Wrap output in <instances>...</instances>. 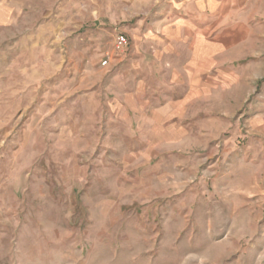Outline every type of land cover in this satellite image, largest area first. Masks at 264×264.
Segmentation results:
<instances>
[{
  "label": "rangeland",
  "instance_id": "rangeland-1",
  "mask_svg": "<svg viewBox=\"0 0 264 264\" xmlns=\"http://www.w3.org/2000/svg\"><path fill=\"white\" fill-rule=\"evenodd\" d=\"M173 2L0 0V264H264V0Z\"/></svg>",
  "mask_w": 264,
  "mask_h": 264
},
{
  "label": "crops",
  "instance_id": "crops-1",
  "mask_svg": "<svg viewBox=\"0 0 264 264\" xmlns=\"http://www.w3.org/2000/svg\"><path fill=\"white\" fill-rule=\"evenodd\" d=\"M218 1L219 0H174V2L169 5L170 8L168 12H173L175 14V20L172 26L176 29L178 35H183H179L176 39L180 47L178 49H181L182 52H186V54H191V56L186 59L192 61L188 64V67L193 68V72L188 70V74L190 75H200V68L195 65V62L200 61L202 34L209 31L211 34L217 27L216 7ZM214 41L213 43H209V45H213V47H209V57L210 59L212 58V60H214L218 50L216 40ZM196 83L199 84V81ZM259 105L264 108V102ZM256 119V133L252 134V136H262L260 139L264 141V112L258 115Z\"/></svg>",
  "mask_w": 264,
  "mask_h": 264
},
{
  "label": "built area",
  "instance_id": "built-area-1",
  "mask_svg": "<svg viewBox=\"0 0 264 264\" xmlns=\"http://www.w3.org/2000/svg\"><path fill=\"white\" fill-rule=\"evenodd\" d=\"M127 38H126V35L123 34V33H118L116 35V38H115V47L118 49V50H123L126 45H127ZM107 64V59H104L102 61V65H106Z\"/></svg>",
  "mask_w": 264,
  "mask_h": 264
}]
</instances>
